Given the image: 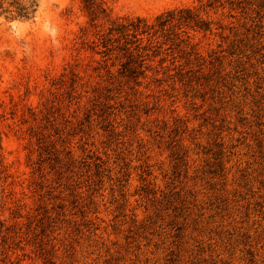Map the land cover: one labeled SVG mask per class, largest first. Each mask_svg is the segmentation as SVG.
Wrapping results in <instances>:
<instances>
[{
  "label": "rangeland",
  "instance_id": "rangeland-1",
  "mask_svg": "<svg viewBox=\"0 0 264 264\" xmlns=\"http://www.w3.org/2000/svg\"><path fill=\"white\" fill-rule=\"evenodd\" d=\"M39 1L0 14V264H264V0Z\"/></svg>",
  "mask_w": 264,
  "mask_h": 264
},
{
  "label": "trees",
  "instance_id": "trees-1",
  "mask_svg": "<svg viewBox=\"0 0 264 264\" xmlns=\"http://www.w3.org/2000/svg\"><path fill=\"white\" fill-rule=\"evenodd\" d=\"M87 13L89 14L92 21L98 19L99 13H104L102 9L95 0H82ZM39 0H0V14L5 15L7 19L11 21H29L36 17V14L39 9ZM179 14L190 13L188 9L178 11ZM175 11L168 12L163 17L157 19L159 27L162 29L168 24L176 22L177 25H183L188 23V18H175ZM164 18H169L163 21ZM155 27L148 25L143 19H136V21H130L127 24H119L113 31H116L118 34L128 41L129 44H136L135 51L136 53V66L131 67L129 70H132V74H136L138 69H142L144 66V56L139 54L140 50H143L141 46L140 39L138 36L140 34H147L150 31L154 30ZM128 51V50H127ZM130 56L133 58L134 53L129 52Z\"/></svg>",
  "mask_w": 264,
  "mask_h": 264
}]
</instances>
